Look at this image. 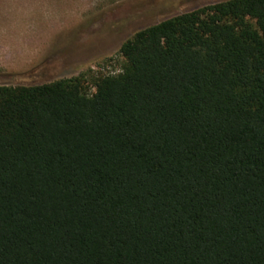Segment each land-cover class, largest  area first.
I'll use <instances>...</instances> for the list:
<instances>
[{
	"label": "trees",
	"instance_id": "obj_1",
	"mask_svg": "<svg viewBox=\"0 0 264 264\" xmlns=\"http://www.w3.org/2000/svg\"><path fill=\"white\" fill-rule=\"evenodd\" d=\"M119 55L117 74L0 85V264H264V0Z\"/></svg>",
	"mask_w": 264,
	"mask_h": 264
},
{
	"label": "rangeland",
	"instance_id": "obj_2",
	"mask_svg": "<svg viewBox=\"0 0 264 264\" xmlns=\"http://www.w3.org/2000/svg\"><path fill=\"white\" fill-rule=\"evenodd\" d=\"M221 1L0 0V85L117 74L136 32Z\"/></svg>",
	"mask_w": 264,
	"mask_h": 264
}]
</instances>
